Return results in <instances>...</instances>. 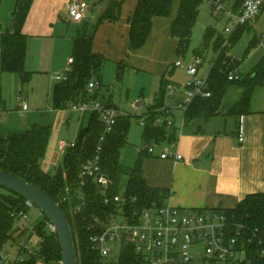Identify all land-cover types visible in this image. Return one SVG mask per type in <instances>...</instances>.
Masks as SVG:
<instances>
[{
	"label": "trees",
	"instance_id": "1",
	"mask_svg": "<svg viewBox=\"0 0 264 264\" xmlns=\"http://www.w3.org/2000/svg\"><path fill=\"white\" fill-rule=\"evenodd\" d=\"M245 0H237L234 10L239 11ZM203 0H180L178 12L173 19L170 33L177 39L176 56L186 58L189 52L193 29L199 16V8ZM174 0H139L136 9L129 19V50L137 51L147 43L153 28L155 17H168L172 12ZM121 15V1L110 0L106 10L96 21L92 30L84 29L74 40L73 63L71 71L66 74L63 81H58L53 86L52 100L55 109H65L72 102L90 99L88 84L95 80L102 87L101 71L105 58L94 52V35L98 27L105 21L116 22ZM248 25L238 27L231 37L232 47L239 41ZM214 31L208 28L202 47L196 50L202 54L209 45ZM1 38V69L3 72L19 75L22 85L30 84L34 72L26 68L28 52V36L21 30L15 33L0 31ZM223 36H219L214 43L216 58L207 76L211 96L207 98L196 97L184 113L186 122L198 118L209 119L218 114L220 105L227 90L233 85L245 88L240 101L231 108L230 114L241 116L248 112L250 99L255 87L264 85V57L256 64L249 74L241 75L240 79L230 80L231 74H237L243 60L251 48L258 44L257 38L250 42L244 52L242 60L231 56L232 47L223 46ZM173 65V64H172ZM120 69V65L118 66ZM164 83L162 90H165ZM164 88V89H163ZM161 90V91H162ZM111 101V98H110ZM160 101V100H159ZM159 101L157 103H159ZM113 105V104H112ZM156 104L145 114V130L143 133L144 146L140 149L135 166L126 167L120 163V151L127 143V135L131 126L130 117H120L113 130L102 141L101 163L106 175L112 180V194L120 191L122 175L129 176L127 194L136 198L135 204L127 209L142 210L152 205H163L170 197L167 188L150 186L144 177V162L150 152L146 145L152 142L170 143L177 140V128L158 127L155 125L158 116ZM5 110V101L0 89V111ZM71 116L68 117L69 124ZM1 121V118H0ZM104 124L97 113L88 118L86 126H81L76 138V145L64 154L61 167L54 175H48L42 168V159L46 154L52 133L51 126L35 125L25 133H12L0 138V170L7 171L24 179L29 184L41 189L54 201L67 194V190L80 187L79 174L84 163L93 158L97 153L100 139L104 135ZM6 190V189H5ZM69 190V191H70ZM90 200L93 207L99 210L100 200L95 195V188H90ZM25 199L8 190L0 192V252L13 238L15 225L14 212L22 211ZM67 214L70 222L75 246L78 254V264H136L137 260L130 248L126 249L118 263L104 261L93 250L85 229L90 216L89 211L79 216H72L68 206L60 205ZM224 211L231 221L241 224V231L247 239V249L250 250L251 264H264V192L247 195L233 209H218ZM47 221V218L45 217ZM44 220V221H45ZM45 223L39 229H45ZM45 237L44 250L51 257V264H61L62 252L55 232H42ZM251 239V241H249ZM1 254V253H0ZM2 263L0 259V264Z\"/></svg>",
	"mask_w": 264,
	"mask_h": 264
},
{
	"label": "crops",
	"instance_id": "2",
	"mask_svg": "<svg viewBox=\"0 0 264 264\" xmlns=\"http://www.w3.org/2000/svg\"><path fill=\"white\" fill-rule=\"evenodd\" d=\"M71 1L0 0V31L15 33L21 30L28 36L26 68L34 72V75L45 71L51 73L62 68L64 64L58 63L53 55L54 45H69V42L74 41L84 29L90 32L97 19L110 5V0H77L86 2L89 9L82 22H73L68 17V5ZM118 1H121L120 18L116 22L107 20L98 27L94 35V52L102 55L107 63L119 64L120 69L127 66L161 77L162 83H167V88L181 86L176 78L166 79V74L170 71L173 76L178 75V67L172 65L175 63L177 39L171 36L170 27L177 15L180 0H174L170 16L153 19L151 35L144 47L137 51L129 50V19L139 0ZM235 3L228 9L233 15L237 13L234 10ZM222 17L231 23V15ZM247 28L251 30L246 29L241 37L246 32L248 34L254 32L251 41L257 38L259 42L255 47L250 68L245 69L241 64L238 71L240 76L249 74L264 57V9L256 23ZM204 31L206 34L207 30ZM203 41L204 38L197 49L202 47ZM209 47L210 45L201 52L205 61L200 68L199 76L207 63V70L202 76H208L217 56L214 47L213 55L210 56ZM232 50L230 51L232 57L243 59L244 55L241 58L237 57ZM1 51L0 38L1 95L4 99L3 93L6 95L9 90L18 92L17 95H24L28 109L22 111L19 104L18 109L7 110L4 99L5 110L0 121V138L12 133H25L35 125L55 128L64 111L54 108L52 93L49 92L43 108H36L33 96L35 89L31 90L29 87L30 92L28 90L25 93L19 75L2 71ZM70 58L72 57H68V60ZM182 89L184 93V86ZM244 91L245 88L242 86H231L224 95L218 114L209 119L198 118L186 122L183 112L176 121L175 109L173 110L177 128L175 151L181 153L184 159L182 161L162 159L161 154L171 150L168 144L164 143L166 144L164 149L153 151L144 162V177L147 183L150 186L169 189L171 194L167 202L170 205L184 211L227 210L235 208L249 194L264 192V85L254 88L248 112L241 116L230 114L231 108L240 101ZM108 97L113 103L112 96ZM153 104L149 103L146 113L154 107ZM73 115L79 116L80 127L75 139L67 142L76 141L81 126H84L86 119L88 121L87 117L83 118L77 112L69 111L63 116V119H66L65 125L70 124L67 119L69 116L72 119ZM240 133L243 134V141H239Z\"/></svg>",
	"mask_w": 264,
	"mask_h": 264
},
{
	"label": "built area",
	"instance_id": "3",
	"mask_svg": "<svg viewBox=\"0 0 264 264\" xmlns=\"http://www.w3.org/2000/svg\"><path fill=\"white\" fill-rule=\"evenodd\" d=\"M214 15H231V23L225 30L223 46L232 47L231 37L238 27L254 25L264 9V0H245L241 9L233 15L224 8L223 0H208ZM89 5L86 2L72 0L68 5L70 21L82 22L86 16ZM204 56L197 54L188 65L176 61L174 67L183 68L192 80L184 85V98L178 108L184 113L196 97L207 98L211 96L207 77H200L199 71L204 64ZM73 58L68 60V74L72 69ZM56 74L55 81H63L65 76ZM230 80L240 79L241 76L231 74ZM175 93L174 89H171ZM90 99L69 104L71 111L77 112L83 118L93 113L100 116L104 124V135L100 139L96 155L84 163L81 168L78 189H69L59 205L64 204L72 216L83 215L91 208L90 216L85 229L88 232L92 248L106 261L114 256V263H118L126 249L130 248L135 256L136 264H251V253L247 249V239L241 231V224L231 221L224 211L194 210L184 211L170 205L167 201L161 205H152L142 210L127 209L135 204L136 198L123 193L112 194L113 182L106 175L102 163V141L110 133L120 117L127 116L112 105L110 98L101 93V87L95 80L88 84ZM22 111L28 109L24 95H18ZM141 101H135L133 106L140 108ZM173 108L169 105L158 111L155 125L158 127H172L175 125ZM4 111H0V118ZM145 115L142 123L145 124ZM243 134H239V141H243ZM164 144V143H163ZM171 149L161 154L162 159L182 161L184 156L175 151L176 141L167 143ZM76 141L59 142L60 151L65 154L69 148L74 147ZM162 143L152 142L146 148L152 153ZM95 188V195L100 200L99 210L93 207L90 200V188ZM35 206L25 200L22 211L13 213L15 225L13 228L14 243L20 251L13 264H48L45 261L43 249L45 237L38 233L39 225L33 226L30 222L29 212ZM43 215V214H42ZM44 216V215H43ZM45 217V216H44ZM43 232H55L53 225L47 220ZM44 224V225H45ZM30 233L29 238H23ZM13 241V239H11ZM251 241V239L249 240ZM0 259L4 262L10 255L6 246L0 252ZM11 263V264H12Z\"/></svg>",
	"mask_w": 264,
	"mask_h": 264
},
{
	"label": "rangeland",
	"instance_id": "4",
	"mask_svg": "<svg viewBox=\"0 0 264 264\" xmlns=\"http://www.w3.org/2000/svg\"><path fill=\"white\" fill-rule=\"evenodd\" d=\"M236 0H223V6L226 9H231V5L235 3ZM230 22V21H229ZM228 20L225 17H222L221 14L214 15L213 11L210 8L208 0H203L202 4L199 8V16L196 21L194 27V35L192 39V44L190 46L189 52L187 53L186 58L175 56L174 61H181L185 65H188L193 56L196 53L197 47L200 45L204 38L205 31L209 27L213 29L214 36L210 41L211 50L209 51L210 56L213 55V46L217 38L221 35H225V30L229 27ZM203 32V33H202ZM254 32L248 34V32L244 33L243 36L239 39V41L232 48V53L237 57L244 55V52L248 49L251 38ZM73 46L74 41H70L69 45L65 44H57L53 47V55L55 60L61 65L64 64L62 68L59 70H54L50 72H43L39 74H35L30 84L24 85V92H30L35 89L34 96V104L36 108L41 109L45 106V103L49 97V92L52 93L53 83L57 82L53 78L55 74L64 75L67 73L69 69L68 57H73ZM212 51V52H211ZM255 53V47L251 48L245 60H243V65L245 69L250 68V64L252 63L253 55ZM209 61V59H208ZM119 64L115 65L113 63L104 62L102 71H101V79L103 82V86L101 87V93L108 96H112L113 105L117 107L121 112L125 113L130 117L131 126L127 135V143L120 151V163L126 167H134L137 161V157L140 149L144 146V137L143 133L145 130V124L141 121L143 120L146 111L148 110L149 103L153 102L154 106L159 100L160 106L156 109L159 111L162 107L167 105L171 106L175 109V120L178 121L180 116L183 114V111L178 108V104L183 100V89L182 87L192 80V77L188 75V73L183 68H178V75H172L171 71L166 74V79H174L178 81L180 85L171 87L176 90L177 93H173L170 89L165 88L162 90V82L163 79L161 77H156L147 71H139L138 69L130 68L127 66H123L121 69L118 68ZM208 63L204 66L203 73L205 74L207 70ZM175 69V68H174ZM201 74L200 77H203ZM206 77V76H205ZM21 87V85H20ZM22 89V88H20ZM164 89V88H163ZM162 90V91H161ZM6 95L3 93L4 99L6 100L7 110L10 108L18 109L19 101L17 99V94L12 90L7 91ZM51 96V94H50ZM141 101L140 108L136 109L133 106L135 101ZM33 101V100H32ZM53 104V102H52ZM32 108V107H31ZM64 112H62V116L55 128L52 127L51 137L48 143V147L46 150V154L42 159V167L44 171L51 176H54L59 168L61 167V162L63 159V154L59 149V141L61 139L66 141H72L75 139L77 135V131L80 127V120L78 115H73L70 120L69 125H65L66 119H63L64 113H69L70 108L67 107L65 109L61 108ZM64 120V121H63ZM88 123L87 119L84 121V126ZM166 144L156 148L154 151L164 149ZM129 185V176L122 175L120 179V192L123 193ZM0 192H6V190L0 187ZM30 222L33 226L39 225L44 222L45 217L42 215L39 209L34 207L29 212ZM46 226V224H45ZM43 230L38 228V233L42 234ZM30 233H27L23 238L26 240L29 238ZM13 241L10 240L7 243V247L10 250V255L8 258L2 262L1 264H11L18 252L20 251L19 247L16 243H14L15 238L13 234ZM43 254L45 255V261L48 264H51L52 259L47 255L45 250L43 249ZM107 262H114V256H111L106 259ZM13 264V263H12Z\"/></svg>",
	"mask_w": 264,
	"mask_h": 264
},
{
	"label": "water",
	"instance_id": "5",
	"mask_svg": "<svg viewBox=\"0 0 264 264\" xmlns=\"http://www.w3.org/2000/svg\"><path fill=\"white\" fill-rule=\"evenodd\" d=\"M0 187L30 201L53 225L62 252L61 264H78L74 234L62 207L41 189L7 171L0 170Z\"/></svg>",
	"mask_w": 264,
	"mask_h": 264
}]
</instances>
